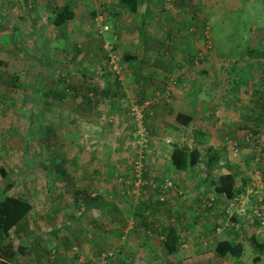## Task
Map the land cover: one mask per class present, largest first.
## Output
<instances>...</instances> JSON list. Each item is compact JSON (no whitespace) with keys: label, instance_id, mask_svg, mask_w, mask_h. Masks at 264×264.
Returning <instances> with one entry per match:
<instances>
[{"label":"crops","instance_id":"0c3cea01","mask_svg":"<svg viewBox=\"0 0 264 264\" xmlns=\"http://www.w3.org/2000/svg\"><path fill=\"white\" fill-rule=\"evenodd\" d=\"M28 1L30 5H26L27 12L31 14L34 0ZM62 1L63 5L68 4L75 14H79L78 18L73 16L60 24L61 26L65 23L70 24L68 33L74 37L72 47L76 50L79 49L77 44L83 35L86 34L85 39L92 36L87 23L85 25L87 19L93 24L94 18L100 17V21L108 24L111 18L112 26L107 29L113 31V46L116 48L120 43L125 46L124 50H117L125 65L123 78L108 81L106 86H89V93L94 90V93L97 92L101 96L104 94L106 99L100 107L91 96L93 100L88 104L91 106L96 104L99 115L107 113L113 118L116 117L118 123L122 124L127 122L129 104L139 101L144 104V108L148 105L150 110L146 123L150 130L152 148L151 151L148 150L149 172L145 170L144 174L151 175L158 181L163 176H170L173 179V186L169 194H166L169 196L166 203L158 201L157 193L152 195L153 189L148 188L145 189V193L143 191L138 195L139 199L133 200L125 195L126 184L121 180V176L124 177L128 171V165L124 163L128 158H125L127 153L118 154L117 158L114 152L118 153V150L113 149L115 144L110 142L112 139L124 138L122 133L124 131H121L120 135L117 133L119 130L109 132L108 143L105 144L102 153H100L102 149L98 152L97 147L92 150L87 148L85 155L87 153L86 156L90 157L88 162L82 163L79 160L78 169L76 167V170H71L68 175L58 171L50 174L58 178L56 185L62 189L67 187L68 190L64 195L56 191L52 184L48 185L53 190L49 189L51 193L47 188L44 190L45 196L47 195L45 205L53 203L54 208L62 207L61 210L65 213L61 216L71 217L63 224L58 218L59 223H54V226L46 229L51 236H47V233L45 237L41 236L39 245L34 220L40 219L42 212L39 209L36 212L39 205L35 206L27 193L21 194L30 198L32 208L24 218L10 228V237L15 244L26 245L27 248L19 249L17 255L14 253L12 257H17L18 260L13 262L9 260L10 263L51 264L49 252L52 249L48 250L47 246L50 242L56 244L61 252L53 264L90 263L94 261L92 260L94 255L108 249L117 251L119 255L110 258L105 264H207L210 260L209 253L212 251L202 250L199 246L207 244L206 238L212 243L213 240H210L212 233L215 236L214 244H211L213 247L220 239L236 236L235 239L239 241V235L249 237L256 235L264 242L261 238L264 221L261 223L257 215L258 209L264 214V208L255 209L258 201L264 203V84L261 87L255 84L257 78L264 83V24H253L255 34L247 38V42L253 45H249L246 52L236 53L232 49L228 51V47L216 49L213 37L209 40L206 38L211 37L208 22L210 15L226 12L236 6L243 9L247 6L254 14L255 5H242L239 0H138L137 9L131 11L121 7L117 0H89L92 3L90 7L86 5L85 0ZM42 3L41 0L38 5L41 9L46 7ZM63 5L56 2L47 12L48 8L42 12L36 5L33 11L34 13L37 11L38 19L44 20L47 24L45 18L49 19L50 15L51 19L54 12ZM252 17L256 21H263L262 15ZM50 22L52 23V20ZM2 24L4 23L0 21V26ZM16 26L22 27L25 23L21 24L18 21ZM32 27L34 26L29 25L28 29ZM258 27L263 29V33L259 35L256 34ZM28 29H25L26 34ZM205 31L208 32V36ZM5 37L4 42L10 43L12 35ZM55 37L59 38L58 35ZM104 42L99 44L95 40L96 59L101 60L103 56H107L108 48L101 47ZM201 46H205L206 50L201 51ZM134 59L137 62L132 64ZM227 59H230L232 64H228ZM219 74L221 77L232 76L230 88L236 101L221 99L224 93L219 88L222 84H219L221 81ZM8 75L12 76L10 72ZM171 77L176 79L175 83L171 82ZM85 89L86 87H83L79 92L84 93ZM218 92L222 93L219 94V99L216 94ZM123 106L127 108L124 109ZM254 109L257 110L255 116L251 112ZM178 113L190 116L191 119L188 122L179 121ZM45 129L40 135L43 139L51 133L47 131L50 127ZM80 134L83 133L80 131ZM83 136L89 138L92 135L84 133ZM55 139L63 137L55 136ZM176 143L187 145L189 149L199 146V159L195 165L176 168L171 163L170 155ZM122 144L120 141L118 145ZM54 150L65 160L62 147L58 149L56 147ZM52 153L51 149L46 154V157L49 156L47 158L49 163L54 156ZM223 173H230L233 177V189L237 192L232 197L214 189V183ZM257 173H260V179H257ZM79 182L83 184L80 185ZM70 188H73L72 191ZM75 190L79 191L77 198ZM86 190L87 201L81 198V192ZM4 193L6 192L3 189L0 198ZM61 193L63 196L67 195L70 200H63ZM148 193H151V196L148 197L146 195ZM245 194H248L247 198ZM178 195L182 196L183 200ZM243 198L245 202L242 203ZM154 200L159 203L156 209L153 211L147 209L142 215L135 213L138 205L152 204ZM65 203L71 204L73 213L69 210L66 213ZM130 206L135 208L133 216L139 225V228L134 230L127 227V220L130 217L124 211ZM201 212L203 214H200ZM173 215L174 222L171 219ZM81 218L84 219V223H79L69 234L72 226L69 220L76 221ZM200 218L204 223L211 225L218 222L216 227L219 230L214 228L211 233L210 229L206 232L203 230L205 224L200 222ZM243 218L245 220L250 218L251 225L257 228L256 231L247 234ZM142 219L146 220L147 226L142 224ZM165 224H172L178 236L176 248L171 252L163 243ZM65 240L74 244V248L78 247L73 251L75 256L73 259L70 258V253L66 254L67 262H64L62 253L71 251L60 248L64 246ZM147 250L156 253L155 256L149 257ZM176 252L183 254H179L177 260L173 261L170 255ZM215 261L216 259L213 261L214 264L217 263Z\"/></svg>","mask_w":264,"mask_h":264},{"label":"rangeland","instance_id":"374dc122","mask_svg":"<svg viewBox=\"0 0 264 264\" xmlns=\"http://www.w3.org/2000/svg\"><path fill=\"white\" fill-rule=\"evenodd\" d=\"M40 1L41 0L33 1L31 6L34 7L30 14V12H27L28 7L26 6L30 5L28 0H0V21L4 23L0 26V167H2V169H0V193L3 189L6 193H27L29 197L32 198L35 206L39 205L36 207V212H38L37 210L39 209L42 212V217L40 219L35 218L34 220L37 229L36 233L39 235L37 240L38 245L41 236L45 237L47 233L46 229H50L52 225L54 226V223H59L57 221L58 218H60V223L63 224L69 219V217H71L69 215L61 216L65 213L61 210L62 207H55L57 209L55 211L53 203L49 206L45 205L47 200H44L47 195L45 196L44 190L47 188L49 191L50 188L48 185L52 184L53 187H56V191L62 192L64 195L68 190L67 187L62 189L59 185H56L55 182L58 178L50 175L51 173L53 174L55 170L53 169L54 165L51 164L53 162L50 161L49 163L47 160V158H49V156L46 157L48 150L52 149V155H56L58 152L54 149L56 147L57 149L62 147L65 154L63 166H65L66 170L70 172L76 167L78 169L77 163L79 160L82 163L89 161L90 157L86 156L87 153L85 155L87 148L92 150L97 147L98 152L102 149L100 152L102 153L105 144L108 143L107 140L109 138L107 133L119 130L120 132L117 133L120 135L121 131H124L122 132L124 133V138L118 136V140L112 139L110 141L112 144H115L113 149L116 148L118 150V153L114 152V155H117V158L119 155L127 153L125 158H128L124 163L128 165V171H126L127 173L124 174V177L121 176V180H124L126 184L125 185L124 182H122L125 185V192H123L134 200V198L139 199L138 195L141 192L144 191L145 193L146 191L145 187L143 189H138V187L132 185V182L130 181L133 175V158L136 155H141L144 147L142 142H138L133 132H131L133 124L136 123V120H133L130 114V106L132 104H129L127 109V122L124 124L118 123L116 117L113 118L112 116L107 115V113L99 115L98 111H96L99 109L96 107V104L100 107L104 104V99H106L104 94L101 96L97 92L94 93V90H91L90 93L88 90L91 85L96 87L106 86L108 81H114L115 78L113 67L111 68L107 56H103L101 60L96 59L94 50L95 40H97L99 44L105 40L104 45H101V47L106 49V47L110 46V48H113V51L119 56L121 54L117 50L121 51L125 49V46H122L121 43L117 44L116 48L113 46V31L110 29L112 26L111 18H109L110 23L106 24L108 27L110 26L107 30L103 29L102 26L104 23L100 21V17L96 19L94 18L93 24H91V20L87 19L85 25L87 23L89 33L92 36H90L91 38L89 39H85L86 34L83 35V38H81L82 40H79L77 44L79 49L76 50L75 47H72L74 37L68 33L70 24L65 23L62 26H56L53 22V24L50 22V15L49 19L45 18L47 24L44 20L40 21L38 19V12L36 11V13H34L33 10L36 5H39ZM85 1L88 7H90V4L92 6V3L89 0ZM42 2V5L46 6L43 9L48 8L46 9V12L49 11V9H52V6H55L56 2L58 5H63L62 0H42ZM239 2L242 5H255L256 12L252 14L247 6L245 9L236 6L228 9L226 12L213 13L209 16L208 22L210 24L209 30L211 34L209 39H212L213 37L212 41H214L216 49H225L228 47V51L232 49L235 50L236 53L246 52L249 49V45H253L247 42V38L255 34L253 24H264V0H239ZM39 9L41 8L38 6V10ZM43 9H41V11L45 12ZM251 14L256 16L262 15L263 21H256ZM74 17L78 18L79 14L74 13ZM29 19H31L32 24ZM18 21L21 24L25 23V26H16ZM27 22L34 27L28 29L29 25L27 26ZM100 28L102 29L101 31ZM261 28L262 27L257 28V35L263 33V29ZM25 29L29 30L27 34L25 33ZM144 29H148V27H144ZM203 30L204 27L202 28V32ZM8 35H12L10 43L4 42L6 38L5 36ZM56 35H58L59 38L55 37ZM200 50L204 51L206 50V47L201 46ZM77 51L80 52L77 53ZM136 62L137 60L134 59L132 64ZM226 62L232 64L230 59H227ZM124 66V62L121 60V72L119 77L121 80L123 78V70L125 69ZM8 71L12 76L8 75ZM103 72H105V75H103ZM219 79H221L219 84L222 83L219 88H221L224 93V95L221 96V99L224 98L228 101H236L230 88L232 85V76L221 77L219 74ZM255 84L258 87H261L264 83H261L257 78ZM115 86L117 87L116 84ZM83 87H86V89L84 93H80L79 90ZM87 90L88 92H86ZM219 92L216 93L218 99L219 94H222ZM91 96L94 97V101H96V104H93V106L88 104V102L93 100ZM149 101L152 100L149 99ZM134 103L139 104V101ZM28 105H31V107ZM123 107L124 109L127 108L126 106ZM149 110L150 107L148 108V105L145 108H142L145 118L148 117ZM108 112L110 114H115L113 111ZM251 112H253V116L257 114V110L255 109L253 111L251 110ZM47 127H50L47 131H51V133H48L45 136L46 138L44 137L45 139H43L41 138L43 136L40 135L43 129L46 130L45 128ZM80 131L83 134L89 133L92 136H89V138L83 136V134H80ZM127 135H129V138H127ZM55 136L63 137V139H55ZM119 140L123 142L122 145H118L120 142ZM151 148L152 142L148 150L150 149L151 151ZM129 154L130 156H128ZM149 159L150 154L147 152L144 161V170L147 171ZM43 163L48 165L44 170H42ZM260 177L259 173V178L257 177V179H260ZM46 182L47 184H45ZM79 184L82 185L83 183L79 182ZM171 188L172 187L167 188L166 194H169ZM72 189L73 188H70L71 191ZM159 189L161 190L160 186L157 191L153 190L152 195L159 192ZM50 190H53L52 187ZM86 193L87 190L82 191V197H80L87 201ZM146 195L149 197L151 196V193ZM158 195L156 194V196ZM245 195L247 198L248 194ZM142 196L143 194L140 195V197ZM178 197L182 199V196L178 195ZM67 199L70 200L67 195L63 196V200L66 201ZM168 200L169 196H166L163 203H166ZM256 200L254 201L256 202ZM243 202H245L244 198L242 199V203ZM253 205L251 206L253 207ZM64 206H66V213L68 210L70 213H73L74 210L71 209V204L67 205V203H65ZM243 206L244 204H242V207ZM263 206L264 203L258 201L255 209L259 207L264 208ZM134 210L135 208H132L131 206L129 209L124 210L128 213L127 216L130 217L127 220V227L129 226V229L132 227L131 229L133 230L139 228V225L136 222L137 219L133 216ZM241 211L244 210L241 209ZM51 212L55 215V219ZM200 214L203 213L201 212ZM173 218L174 215L171 217L172 221ZM231 218L232 217H230V219ZM199 220L204 224V221H202L201 218ZM69 221L72 223L69 234H71V231L79 223H84L83 218L76 221L70 219ZM244 221L245 224L243 225L245 226V232L247 234H250L251 231H256L257 228H254L251 225L250 218L247 220L244 219ZM164 226H168V224H165ZM209 227H211V224L206 223L203 226V230L207 232ZM214 228L219 230L216 225ZM211 232L212 230L209 231V233ZM261 233V238L264 239V229L261 230ZM47 236H51L50 232L47 233ZM214 237L215 236L212 233L210 240H213V244L215 240ZM249 238L250 237L247 235L238 236V240L243 244L244 248L239 257H234L230 254L219 255L216 253L214 247L211 246V241L209 242V239L207 238V244L199 243L201 244L199 248L205 251H212V253H209L210 260L207 261V264H209V262L210 264H214L213 261L215 259V262H217L216 264H264V251L258 250L254 247L249 241ZM73 245L74 244H71L70 241L68 242L65 240L64 246L60 247L61 250L64 248L71 251L66 253H70L69 256L71 259L75 257L73 251L78 248H74ZM47 246L49 248L48 250L57 247L56 244H51V242L47 244ZM56 249L57 253L60 252L59 248ZM146 253L149 257H154L156 254L151 250H147ZM179 254L183 253H172L170 257L173 261H176ZM57 255L55 254L52 259H49V261L52 262L51 264L55 263L58 258ZM117 255H119V253L115 251L111 257L115 258ZM257 255L259 258L255 259Z\"/></svg>","mask_w":264,"mask_h":264},{"label":"trees","instance_id":"16d2710c","mask_svg":"<svg viewBox=\"0 0 264 264\" xmlns=\"http://www.w3.org/2000/svg\"><path fill=\"white\" fill-rule=\"evenodd\" d=\"M117 1L121 7L127 8L131 11H135L138 6V0H117ZM73 16H74V10L68 4H64L62 7L58 8L54 12L51 20L54 23V25L57 26V25L62 24L66 20L72 18ZM114 79L117 81L119 77L115 75ZM170 80L172 83L176 82V79L174 80L172 77L170 78ZM177 119L179 121L188 122V120H190L191 117L183 113H178ZM150 145H151V141H150ZM199 151L200 149L198 145L193 146L189 149L187 145L176 143V146L173 148L172 153L170 155L171 163L176 168H184L187 165H190V166L195 165L199 159ZM51 161L53 162L51 164L54 165L55 172L58 171L61 174L68 175V171L66 170L65 166H63L64 160L60 155L58 154L54 155ZM42 166H43L42 170H44L46 166L48 165L43 163ZM0 169H2V167H0ZM144 173L145 171H143V174ZM132 174H133V171H132ZM164 177L165 176H163L162 179H160V181L156 180L155 178L154 179L159 184L160 182H162ZM145 188H148L150 190L153 189L154 191H157L159 186L157 185V187H153V186L145 184ZM214 189L218 192L219 191L224 192L229 197H232L237 192V190L235 191V189H233V177L230 173L221 174L218 177V181L214 183ZM160 192L161 190L157 192V195ZM78 193L79 191L75 190V198H77ZM164 193H166V190L164 191ZM28 197H26L25 195H21V194L15 195L11 193H4L2 197L0 198V264H11L9 260H11V262H13V260L17 261L18 260L17 257H12L13 254L16 253L17 255L19 249L24 250L25 247L27 248L26 245L14 243V241L10 237V228L13 227L15 224H17L22 218H24L27 212H29V210L32 208V202L30 198ZM156 198L158 201L163 202V200H159L158 196ZM155 201L156 200H154V202ZM154 202H152V204L138 205L135 213L142 215L143 211L147 209H149V211H153L154 209L157 208L156 207L157 203L156 202L154 203ZM56 210L57 209L55 208V211ZM53 216L55 217V215ZM142 224H144V226H147L146 220H144ZM217 224L218 222L213 223L211 227H209L210 231L211 230L213 231L214 226ZM164 227H165L164 228L165 240H163V243L165 247L168 249V251L171 252L176 248V245H177L176 240L178 236L175 234V228L172 224L168 226H164ZM144 228H147V227H144ZM235 237L218 240L214 247L216 253H218L219 255L230 254L234 257H239L242 254V251L244 248H243V244L240 241H237ZM249 241L258 250L264 251V242L260 241V239L257 238L256 235L255 236L251 235L249 238ZM56 248L52 249L49 252L50 259H52L55 256V254L56 255L58 254L57 256H59V252L57 253ZM62 254H63L64 262L65 261L67 262L68 255H66L65 252ZM110 258H108V260ZM258 258L259 256L257 255L255 259H258ZM92 264H100V262L95 260L93 261Z\"/></svg>","mask_w":264,"mask_h":264},{"label":"built area","instance_id":"2783aa9c","mask_svg":"<svg viewBox=\"0 0 264 264\" xmlns=\"http://www.w3.org/2000/svg\"><path fill=\"white\" fill-rule=\"evenodd\" d=\"M103 29H107L108 25L104 24ZM102 29L100 28V31ZM206 32V36H208V32ZM207 40H209V37H206ZM108 48V53H107V58L109 59V64L111 68L113 67L115 75H119L120 77V68H121V56H119L117 53L113 51L112 48ZM174 82V81H173ZM132 105L130 106V114L133 120H136V123L133 124L132 131L135 138H137L138 142H142L143 144V152L139 156H135L133 158V175L130 179L132 182V185L137 186L138 189H143L145 187V184L157 187L160 186L161 192L158 195L159 200H164L166 197V193H164L167 188L173 186V179L170 176H165L159 184L155 181V179L152 176H146L143 174L144 170V161L146 158V153L148 152V148L150 146V141H151V135H150V130L149 126L146 123V118L144 117V114L142 112V108H144L143 103H131ZM253 134H250L252 136ZM257 177L259 178V173H257ZM257 215L260 218V222L263 223L264 221V214L263 212L258 209L257 210ZM76 248V247H75ZM113 249H108V250H103L98 252L95 257L94 261H99L101 264H105L107 262L108 258H110L114 254ZM93 262H90L88 264H92Z\"/></svg>","mask_w":264,"mask_h":264},{"label":"clouds","instance_id":"9594fccd","mask_svg":"<svg viewBox=\"0 0 264 264\" xmlns=\"http://www.w3.org/2000/svg\"><path fill=\"white\" fill-rule=\"evenodd\" d=\"M122 60V59H121Z\"/></svg>","mask_w":264,"mask_h":264}]
</instances>
